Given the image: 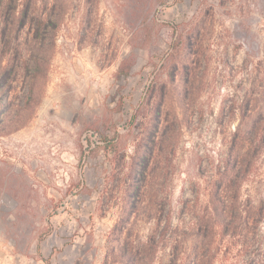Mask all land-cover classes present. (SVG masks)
<instances>
[{"label":"rangeland","instance_id":"1","mask_svg":"<svg viewBox=\"0 0 264 264\" xmlns=\"http://www.w3.org/2000/svg\"><path fill=\"white\" fill-rule=\"evenodd\" d=\"M262 118L264 0H0V264H264Z\"/></svg>","mask_w":264,"mask_h":264},{"label":"trees","instance_id":"2","mask_svg":"<svg viewBox=\"0 0 264 264\" xmlns=\"http://www.w3.org/2000/svg\"><path fill=\"white\" fill-rule=\"evenodd\" d=\"M233 145L237 148L236 153L232 155V158L228 159L223 171L220 173L221 179L225 181L226 185H230L231 182L238 180L240 174L246 171L245 167L249 155H259L261 152H264V118L250 120L247 131L241 129L240 126L235 133ZM220 196L222 198L223 195L220 194ZM218 202L222 203L221 208ZM226 202L225 198L220 200L215 196L211 197L209 202V207H211L209 219H213L217 225L223 228L231 226L237 218L235 215L233 216L232 211L234 210V206H227Z\"/></svg>","mask_w":264,"mask_h":264}]
</instances>
